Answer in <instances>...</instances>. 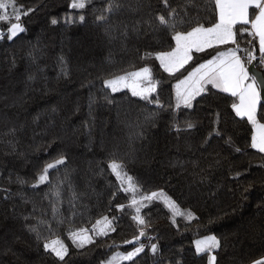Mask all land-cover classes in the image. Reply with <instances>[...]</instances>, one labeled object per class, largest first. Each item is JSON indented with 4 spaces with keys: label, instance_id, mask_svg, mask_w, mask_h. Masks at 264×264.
<instances>
[{
    "label": "trees",
    "instance_id": "trees-1",
    "mask_svg": "<svg viewBox=\"0 0 264 264\" xmlns=\"http://www.w3.org/2000/svg\"><path fill=\"white\" fill-rule=\"evenodd\" d=\"M72 3L15 0L31 11L19 21L25 31L11 39L14 9L0 11L10 17L0 21V264H104L115 250L137 245L144 250L120 264H207L208 254H197L194 241L209 235L220 241L211 253L216 264L264 257V153L251 147L253 125L235 115V98L211 84L190 108L177 107L174 96L178 80L236 45L195 51L169 73L155 58L175 47L171 30L156 20L167 15L160 0H85L83 9ZM170 4L179 31L218 20L210 0ZM101 15L106 19L98 20ZM241 28L250 25L235 26L240 49L253 51L264 71L257 38ZM239 55L247 60L245 51ZM143 67L157 82L149 100L105 86ZM262 117L261 103L257 119L264 123ZM61 158L39 183L47 164ZM114 160L138 185L137 200L163 191L194 218L174 217L154 199L142 201L145 224L139 225L135 207H128L131 194L109 167ZM103 217L115 230L99 236L91 229ZM82 228L93 239L77 247L69 234ZM143 231L147 240L115 247ZM55 238L68 248L63 261L43 246Z\"/></svg>",
    "mask_w": 264,
    "mask_h": 264
},
{
    "label": "snow or ice",
    "instance_id": "snow-or-ice-1",
    "mask_svg": "<svg viewBox=\"0 0 264 264\" xmlns=\"http://www.w3.org/2000/svg\"><path fill=\"white\" fill-rule=\"evenodd\" d=\"M214 5V10L218 15V20L210 27H205L202 24H197L190 31H179L176 29V21L174 20L179 14L176 9L170 4V0H160V3L167 10V15L159 13L156 20L159 25L171 30L172 39L175 41V47L170 51L160 52L155 55V58L160 61L164 71L174 73L179 71L192 59L191 52L193 50L200 52L205 48H211L214 45L226 44L231 42L236 45L226 52L217 53L212 59L206 63L200 64L193 71L180 80L176 85V100L177 107L184 105L185 107L192 106V100L197 95L205 91V85L211 84L214 88L223 93L230 94L235 98L231 104L235 115L240 118H246L253 125L254 133L251 137V147L264 153V123H260L257 119V105L261 99V90H264V78L259 81L254 75H249L246 68V63L251 64L256 59L254 52L251 50H242L236 41V25L247 26L249 28H241V34L247 32L253 38H258L259 52L261 54L260 63L264 65V0H210ZM9 6L14 9L15 23H11L7 29L8 38L15 37L18 33L25 31V28L19 23L21 15H27L31 9L21 11L17 8L15 0H0V11H5ZM73 8L83 9L85 0H73L71 5ZM252 9V18L250 19L249 10ZM108 12L113 11V6L109 5ZM10 17L7 14H0V21L7 22ZM106 17L101 15L98 20H105ZM83 20V17H81ZM181 23L183 21H180ZM56 24L55 19L52 20ZM0 38L2 34H0ZM245 51L247 60L245 61L239 52ZM147 53L146 56H151ZM105 86L110 88L112 92H117L121 88H127L133 96H139L143 100H149L150 94L154 93L157 88V82L153 80L151 69L143 67L138 71L128 72L125 75L116 76L113 79L107 80ZM151 102V101H149ZM158 102V101H157ZM264 119V117H262ZM188 128L194 127L189 123ZM239 151V149H237ZM64 160L58 159L55 163H49L43 169L42 174L38 178L39 183L47 180L48 169L63 164ZM112 173L116 179L120 181L121 188L125 193L131 194V203L128 207H135L137 215L133 219L139 224L144 225V219L139 215L140 208L143 206L142 201H152L154 199H162L165 205L171 210L172 215L184 216L188 219H193V214L190 211L181 210L179 205L168 197L163 191L153 192L150 195H140V200L136 199L139 194V187L124 170V165L118 161H112L109 164ZM124 206L121 205L122 209ZM112 221L108 217H103L97 220L92 226L91 231L96 235L104 236L109 231H114ZM89 229H80L78 232L73 231L69 234V238L76 244L77 247H83L86 243L92 242V236L89 234ZM140 235H144L141 232ZM131 243V242H126ZM45 250L51 251L61 261L64 260L68 248L64 242L59 239H51L44 243ZM152 251H156V245H152ZM220 247V241L216 236H208L195 242V250L197 254H208L207 264H216L217 257L211 255L213 250ZM144 250V246L135 248L126 255H117L113 257L108 264H116L119 260H132L136 255ZM253 264H264V257L253 261Z\"/></svg>",
    "mask_w": 264,
    "mask_h": 264
},
{
    "label": "water",
    "instance_id": "water-1",
    "mask_svg": "<svg viewBox=\"0 0 264 264\" xmlns=\"http://www.w3.org/2000/svg\"><path fill=\"white\" fill-rule=\"evenodd\" d=\"M248 71L250 75H254L258 81L264 78V71L257 67L256 60H253L252 63L249 64ZM261 103L264 104V90H261ZM143 232H144V235L139 234L126 241V242H131V243L124 242V243L116 244L115 247H129L134 244L141 243L147 240L149 237V232L148 231H143Z\"/></svg>",
    "mask_w": 264,
    "mask_h": 264
},
{
    "label": "rangeland",
    "instance_id": "rangeland-1",
    "mask_svg": "<svg viewBox=\"0 0 264 264\" xmlns=\"http://www.w3.org/2000/svg\"><path fill=\"white\" fill-rule=\"evenodd\" d=\"M251 10V9H250ZM249 13H250V11H249ZM257 42H258V38H257ZM219 45H221V44H219ZM214 46H217V45H214ZM229 49H224V50H220V51H218L217 53H219V52H226V51H228ZM194 52H195V50H193L192 52H191V56L193 57V54H194ZM216 53V54H217ZM215 54V55H216ZM239 54V53H238ZM214 57V56H213ZM212 57V58H213ZM212 58H210V59H212ZM210 59H208V60H210ZM259 61H260V59H259ZM189 62V61H188ZM256 64H257V62H256ZM261 64V63H260ZM186 65V64H185ZM184 65V66H185ZM261 66L264 68V66L261 64ZM247 68V67H246ZM248 69V68H247ZM140 70V69H139ZM138 71V70H137ZM188 75V74H187ZM186 75V76H187ZM185 76V77H186ZM185 77H183L182 79H180V80H183V79H185ZM180 80H178L175 84H174V96H175V103L177 104V100H176V88H175V85L180 81ZM121 89H127V88H121ZM120 89V90H121ZM129 90V89H128ZM198 96V95H197ZM260 104H261V99H260V101H259V103H258V105H257V112H258V110H259V108H260ZM181 106H184V105H181ZM260 123H263V122H260ZM160 200H162V199H160ZM163 201V200H162ZM89 235L91 234L90 232L88 233ZM209 236H213V235H209ZM205 237H208V236H204V237H201V238H198V239H196L195 241H194V246H195V242L197 241V240H200V239H203V238H205ZM141 245H137V246H135V247H133V248H131V249H129V250H123V249H117V250H115L111 255H110V257H109V259L104 263V264H108V262L113 258V257H115V256H117V255H126L128 252H131V251H133L135 248H137V247H140ZM214 251V250H213ZM124 261H127V260H119V261H117L116 262V264H120V263H122V262H124Z\"/></svg>",
    "mask_w": 264,
    "mask_h": 264
},
{
    "label": "crops",
    "instance_id": "crops-1",
    "mask_svg": "<svg viewBox=\"0 0 264 264\" xmlns=\"http://www.w3.org/2000/svg\"><path fill=\"white\" fill-rule=\"evenodd\" d=\"M250 11V10H249ZM239 55V54H238ZM259 59H261V54L259 52ZM208 60L204 61V62H201L200 64H203V63H206ZM200 64H198L195 68H197ZM257 65V64H256ZM264 66V65H263ZM195 68H193L191 71H193ZM248 68V67H247ZM190 71V72H191ZM189 74V73H188ZM250 74V73H249ZM206 86V85H205Z\"/></svg>",
    "mask_w": 264,
    "mask_h": 264
}]
</instances>
